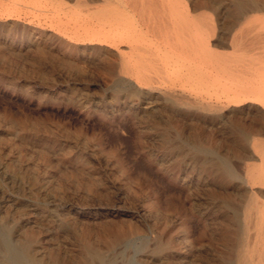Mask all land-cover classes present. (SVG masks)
<instances>
[{"label": "rangeland", "instance_id": "obj_1", "mask_svg": "<svg viewBox=\"0 0 264 264\" xmlns=\"http://www.w3.org/2000/svg\"><path fill=\"white\" fill-rule=\"evenodd\" d=\"M251 1L258 8L240 19L233 0L135 3L201 22L244 81L264 76V0ZM86 8L0 0V264H86L84 245L102 264H217L236 255L228 231L263 252L264 199L248 197L264 191V95L207 111L198 97L208 87L193 78L210 68L170 62L148 40L152 52L124 72L117 48L74 36L67 20ZM143 73L156 82L140 83Z\"/></svg>", "mask_w": 264, "mask_h": 264}, {"label": "bare ground", "instance_id": "obj_2", "mask_svg": "<svg viewBox=\"0 0 264 264\" xmlns=\"http://www.w3.org/2000/svg\"><path fill=\"white\" fill-rule=\"evenodd\" d=\"M73 1L77 2L79 7H87L85 12L80 14L78 18H68L67 20V24L70 26L72 25V28H74V36L81 37V39L88 41H100L110 45L111 47L113 46V48H117L122 60L120 68L124 72L129 73L130 69L134 67V65L130 64L131 60H142L146 57L147 52H152L150 49L142 45L144 41L148 40L151 41V43H154L160 51H164V55L169 61H187V57H191V60H188V64L182 63L183 66L191 68L193 65H196L194 62L199 60V63L202 61L203 65L210 68L209 71L204 74L193 78L195 83L203 81V83L205 82L208 87L205 95L201 94V96L198 97V105L207 111L219 109L223 102H249V100L251 101L257 99L260 94L264 95L263 74H259L258 78H255L254 76L243 81L242 77L236 71H226V67L222 65L223 56L216 53L215 50H213L208 44L209 40H207L206 34L209 31L203 28L204 25L201 22L200 24L192 22V16L186 12L184 13L174 9L173 7H171L173 9H170V12L165 10V7L163 9L157 7L137 8L135 3L136 0H127L131 4L130 9L126 7L123 9L110 7L112 0ZM233 1L234 12L237 19L244 18L249 12L258 8L251 0ZM88 5L93 6L89 7ZM81 11L82 10H80V12ZM199 19H202V17ZM206 30L208 32H206ZM251 33L255 34L254 31ZM251 33L249 34L252 35ZM220 39L222 38L220 37ZM220 39L217 40L218 45L222 44ZM120 45H123L125 48L120 49ZM151 59L153 60L154 57ZM169 61L165 64L169 65ZM251 62L254 63V61ZM140 64H135L137 66L136 69L140 68ZM165 64L162 63V67ZM144 74L145 73L141 76ZM182 75V73H178L179 77H182ZM152 78L150 76L147 78L145 75L142 78L139 76V82L142 84L152 85L153 82H156V79ZM208 89H212V91H209ZM169 99L173 101L176 100L172 96ZM239 139L248 145L254 147L258 146L254 139H250V137L243 133L239 134ZM193 148L198 153H204V150L200 145H194ZM215 164L225 176L236 178V174L227 159L220 158L215 161ZM251 175V182L253 183L255 178L252 170ZM258 182L264 185V177H261ZM257 197L264 199V191L260 189L256 191L251 190L248 197V203L252 204L256 202ZM249 209L252 210L253 207L251 206ZM245 228H247V225L240 227V230ZM259 229L261 230V240L264 242V220L259 223ZM245 234L246 231H228V234L226 235H228V240L232 243L236 255L232 259H220L217 264H264V251L258 252L256 249L248 250ZM84 248L87 252L86 257H84L86 258V264H102V256L98 252L88 249L85 245ZM34 263L40 264L36 260Z\"/></svg>", "mask_w": 264, "mask_h": 264}]
</instances>
